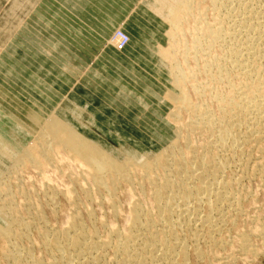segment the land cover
I'll use <instances>...</instances> for the list:
<instances>
[{"label":"bare ground","instance_id":"1","mask_svg":"<svg viewBox=\"0 0 264 264\" xmlns=\"http://www.w3.org/2000/svg\"><path fill=\"white\" fill-rule=\"evenodd\" d=\"M190 1L191 0H177L175 7L173 9H171V12L168 16V19L166 18L170 24V30L167 32V34L169 36V43H170V45H168V50H165L164 48H163V50H160L161 46L160 47L158 46V49H157L158 50V52H157L158 56L160 58H162V60H164V58H165L167 60V63H169V64L173 63L172 67L170 68V71H171V74L173 76V80H174V84H175L174 86L176 88L180 89V91L178 93H174L168 89L165 92H166V95L168 96L169 100H171V102L174 101L175 106H176L174 110H177V113L179 111H182V110L185 111L184 113H187L186 119L189 122L186 124H184L185 122L178 124L179 129H180V131H178V136H182L183 141H187V143H188L187 147H185L184 150L180 149L179 145H178V141H177L179 139L178 138L177 140L173 139L174 141H172V144L170 145V147L158 148L157 151L152 152L151 154L148 153L149 155L148 154L146 155L143 153L138 154V153L134 152L137 155L132 156L125 151L118 150L117 156L119 157V154L123 155V156H120L118 158V159L121 158L120 162H122V166L120 165L121 167L118 168L119 164L115 163V162H118L117 161L118 159L114 160V158H110L109 155L100 154V152L98 150H96V148L99 146H95L96 147L95 148L93 146V144L90 145L93 148H95L94 150H96L94 157H90L88 155H85L86 158L84 157L85 159L90 161L89 164L87 163L88 164L87 168H90V169L89 170H83V171H80L79 173H77V174H80V176H82V177H88V179H86L85 181H87V183L89 184L90 192L93 190L98 191L100 189L99 187H103L104 189H106L109 192V196H111L113 194L112 193L113 190L111 189V186L114 185L113 183L119 179L118 175L122 176L121 179L123 178L125 181L132 184L134 177H132L131 174H132V172L139 170L140 172H142V175L143 174L146 175L147 178L149 179V180H147L146 178L145 179L142 178L143 180H147V181L153 183L154 190L152 189L153 192L151 191L152 192L151 202L149 201L150 197H149V200L147 198V201H149V203H151V204H149V205L144 204L145 205L144 206L142 203L139 202L140 201L139 199H137L138 201H132V202L129 201L131 204L129 205L130 208H129L128 213H127L128 214V217H127L128 223H127L125 229L120 230L116 227L111 228L110 229V236L105 237V238H103V237L99 238L97 235H95V233L93 231L94 229L93 230L87 229L86 226L83 225L82 221L79 219V217L77 215V212H75V211L70 213L67 226L64 229L57 230V231L51 230L45 224V221H43L44 219L42 218V216L38 212L36 214L38 216V220H36V221L39 222V225L36 223L38 225V227H36V228L38 229L37 230L39 233L38 235H40V237L45 239V245H46V248L48 249L49 255H50L48 260L44 264H96L97 262H99L97 255L98 254L100 255L101 253H99V252L100 251L102 252V250H103V252H105V248H107V247H111L113 249V252H114L113 256L114 257L111 259H114L115 261L117 260V261H120V262H123L126 264H139V263H141L142 261H144L143 257L145 256L144 254L146 252L150 253V255L148 254L149 255L148 258H147V256H145L147 258L146 261H151L152 264H176V263L178 264V262L173 263L170 255L175 253L177 249H180V251L183 254H185L186 245H185L184 241L186 239L184 240V237L178 236V234H175L176 230L174 231V229H173V232H172V228H174V222H173L174 217L173 216H175L176 219H177V217H178V219H181V218L183 219L185 217L191 218L193 216L194 220H198V224H199V222H201V224L202 223H209V224H211L210 225L211 228H213L212 223L214 222V220L212 221V219H213L212 217H214L213 216L214 214H220L221 212L223 215V212H224L223 209L224 208L222 207V205L227 204V206H228L229 203L231 202L232 205L234 204V207L236 206L235 203H237V198H236L237 195L236 196L232 195L233 191L231 192V194L229 193L230 192L229 191L230 190L229 189L230 184L228 185V183L226 182L228 180H225V179L219 180L220 179L219 174L221 177V171H222L221 168L222 167H221V165H218L219 161L217 162L218 159H216V158H218L219 156L217 157L216 151L219 149L218 150V153H219L221 148H224V150H225V146H227V145L231 146L230 149L233 146V148H232L233 152L235 151L234 148H239L237 146L235 147V145L237 143L238 144L240 143L239 142L240 140H239L238 134H237V132H238L237 127H239V125H242V123L244 124V122H246V119L248 117H250V116L247 117V115H249L250 112H252L253 110L254 111L256 110L255 111L256 114L253 115L252 117H250L251 122L254 121L256 123H260L261 121L262 122L264 121V115L262 116V114H264V79H262V81H259V83L254 84V85H251V81H247V79H245L244 81H240L241 83L237 82V85H238V83H239V85L236 86V85H234V83H236L235 81H237V78H236V80L234 79L235 77L233 78L234 81L232 80L234 83L230 82L231 79H229V74L231 71H233L232 70L233 68H236V70L239 69V70H243V71H245V69L248 68V70H249L248 72L252 73V77H253V75H255V74H253L254 69L252 71H250L249 67L251 65L249 67H247L249 65V63L247 66L245 65V63L247 64L248 61L247 62L241 61L245 57L247 58V56L244 55L245 57L243 56L242 57L243 59L242 58L238 59V58H240V54H239V50H238L239 48L238 49L234 48L235 47L234 45L236 44V43L234 44V42L238 38H235V40H233L234 38L232 39V37L234 34L232 32H230L229 29L226 28L225 26H222V25L217 26L216 24L213 23L215 25V27H214V25L208 24L209 22L207 23L206 22L207 20H205L206 23H203L202 19H200L201 18L200 17V9L201 8L196 10ZM209 1H210V3L213 4V6L218 8L220 6V4H222L223 2H225L224 4L226 5V2L229 0H220V1L219 0H209ZM236 1H238V0H236ZM241 2H243V1H241ZM252 2H253V0H252ZM198 7H200V6H198ZM222 7L223 6H221V8ZM233 8L228 9V4H227V6H224L223 9H226L227 11L231 9L233 11ZM238 8H240V7H237L236 9H238ZM247 8H245L246 11L247 10L249 11V9H247ZM194 10H195V12H194ZM240 10H242V9H240ZM254 11H255V9H254ZM216 12H217V10H216ZM259 12H261V11H259ZM213 13H215V12L213 11ZM226 13H228V12H226ZM230 13H233V12H230ZM239 13L242 15V13L240 11H239ZM246 13H248V12H246ZM246 13L244 12L243 15L246 16L247 15ZM218 14L216 13L215 14L216 16H214L215 18L213 20L212 19L211 20L215 21L218 18L217 17ZM223 14H225V13H223ZM223 14H222V17L221 16L219 17L221 20H223L222 19L224 16ZM240 14H239V16L237 15L238 16V18H237V16L234 13V17L236 16L237 20L240 19L243 21L242 18H239V17H241ZM251 14H249V16ZM260 14H261V17L259 16ZM260 14L258 13V17H260V18H257V19H255L256 17H252V18H250L251 16L249 17L250 20H253L252 24L249 26H251V27L253 26L252 29L254 27H256L255 30H257L258 32L253 31L254 34L251 33L252 38H249L247 36L248 34H246L248 30L246 31V29H245V32H246L245 35L242 36V38H240L241 40L243 39L242 42L244 44H246V45H242V46H245L244 49H245V51H247L246 54H249V55L256 54L259 56V54L264 50V45H262L264 43V12L260 13ZM225 17H227V16H225ZM247 17L245 18L243 16V18L246 19L243 21V25L241 23H239V24H241V28H240V25L237 24V26H239L240 29H244L242 26H244L246 24L247 19H248ZM187 18H190V20H191V18H193L195 20V23L199 24L198 26H195L196 28L193 26L194 30L188 29L191 31L193 30V32L190 34L191 36L189 37L190 38L189 40H188V37H186L188 34L185 33V32H187V30L185 28H186V26H188V25H186ZM219 18H218V20H220ZM231 18H229V16H228L227 20L230 21ZM218 20H216V21H218ZM228 21H226V22H228ZM234 21H235V18H234ZM242 21H239V22H242ZM195 23L193 21V24H195ZM234 25L235 24H233V26H231V24H230L231 27H234ZM230 26H228V27L231 28ZM249 26H247V27H249ZM193 27H191V28H193ZM236 27H235V29H236ZM230 30L234 32V30H232V29H230ZM234 33H236V32H234ZM241 35H243V33ZM235 37H237V36H235ZM231 39L234 41L233 43H231ZM187 40L190 41L192 44L189 45ZM252 40H253V42H254V40H259L260 41L259 43L261 44V46L259 44H258L259 48L253 47V45L250 46L252 44ZM128 41H129V36H128ZM218 43L220 46H222L221 47L222 49H220V50H219V47H217ZM237 43L239 44V41ZM215 45H217L216 48H218V50L214 49V52L220 51V52L216 53L217 55L219 54L218 57L216 55H214L215 53H212L213 51H210L211 49L213 50V48H215L214 47ZM248 50H250V51H248ZM259 51H261V52L259 53ZM241 53H242V51H241ZM178 54L183 55L181 61L178 60L179 62L176 61ZM243 54H245V53H243ZM214 56H216L217 58L215 59ZM246 58L244 59L245 61L247 60ZM221 60H222V62H220ZM252 64H253V61H252ZM210 65L213 66V68L215 67L214 69H216L215 71H213V73H210L211 70H209V69H208V73H207V68H209ZM239 70H237V71H239ZM202 71L205 72L204 76H206V77H204V78L207 79L211 85L213 84L212 85L213 88L216 85L218 86V84L221 82H227L228 83L226 90H222V91L217 90L218 93L216 91V95L214 94L215 96L212 95L215 91L211 94L212 98H215V102L217 103V104L215 103V106L217 105L218 112L217 111L215 112L214 110H213L214 111L213 112L212 109L210 110L209 108H211V107L208 105L209 103H205V102L203 104L193 103L192 102L193 99L190 98L191 96L189 97V95H187L185 92V91H187L185 89V87H189L191 89L190 92H193V94L195 96H198V95L202 96L204 94V92L206 90L204 82L202 83V82H198L196 80L197 73L202 72ZM242 73H244V72L239 73V75H241ZM235 74H232V76ZM246 74H244V77ZM261 77L263 78L264 76L261 75ZM239 79H242V78H239ZM239 79H238V81H239ZM249 79H251V78H249ZM252 81H253V79H252ZM255 82H257V81H255ZM210 84H209V86H210ZM222 85H225V84L223 83ZM209 86H207V87H209ZM217 86H216V88H217ZM218 87L220 89V86H218ZM216 88H214V90ZM221 88H223V87L221 86ZM245 88L249 89V91H251V90L252 91L249 93L248 92H239V93H241L240 96H237L238 93H236L237 97L234 94L235 92L233 93V89H236L238 91V89L242 90ZM236 90H234V91H236ZM246 91H248V90H246ZM211 95H210V98H211ZM210 100L211 99H209V101ZM212 101H213V99H212ZM68 110H69V108H68ZM177 113L175 111L171 114V117L175 118V122L181 121L180 116H177ZM260 113H262V114H260ZM179 114L180 113H178V115ZM174 118H172V119H174ZM181 122H183V121H181ZM35 123H37L35 130L37 131L38 134L34 138H31L29 140V142H27V144L25 146H23V148L20 150V152L16 153L12 149H10L8 147V145H4L2 143L0 144V150H2V152L8 156L9 162H10V160H12V161L16 162L17 165H21V166L25 165V164H30L32 167V170L33 169L34 170H37V169L41 170L44 163H50V162L55 161V160L56 161L60 160L59 156L60 157H62V156L58 154L59 151L62 150V152L65 153V156H66L67 155L66 153H69L67 150H70V151L74 150L75 147L73 148V146L77 147L78 141H80V139L83 140V138H84V137L82 138V136H84V134L81 133L72 122H69V121L63 119L54 111H51L50 113L46 114V117H44V119L41 120L40 122H35ZM252 124H250V125H252ZM245 125H246V123H245ZM248 125H249V123H248ZM253 125L250 126V128L253 127ZM183 126L185 127L184 131H182V129H181V127H183ZM261 126H260V128H262ZM195 128L197 130H198V128L199 129L205 128V129L209 130L211 133V137H212L210 139L208 138V140L204 141L202 144L199 143L198 144L199 147H195V148H199L198 150L197 149L194 150L190 147V145L192 146V144L193 145L195 144L193 142L194 141L193 138L194 137L196 138V136L193 134ZM245 128H247V127H245ZM255 128H259V126L257 125V127H254V130L251 128L250 129L251 131L249 133H251L250 135H252L253 132H254V134L257 133L256 135H258V136H256V137H259L260 134H258V130ZM71 132L76 133V135L78 137L75 136L74 133H73L74 134V136H73ZM98 132H100V131H98ZM202 133L204 134L205 132H201L200 134H202ZM260 133H262V130ZM192 134L194 137L192 136ZM207 134L208 133L206 131L204 136H206ZM240 134H242V133H240ZM71 135L75 139L77 137L78 140L74 139L75 141H73V138L71 137ZM246 136H244V137H246ZM191 137L193 140H191ZM208 137H210V135ZM263 137L264 136H262V134H261L262 140H263ZM85 138L87 139L86 136H85ZM91 140L89 139L90 144H91ZM71 141H73V143H75L77 141L76 145L71 143ZM84 141L82 144H85ZM89 141L87 140V142H89ZM253 141L256 142L255 140H253ZM80 142H82V141H80ZM248 144H250V143H248ZM58 146L62 147V148H60L61 150L58 149L59 148ZM257 146L259 147L260 145L257 144ZM33 147H37L40 150L37 149L38 151H34V150H36V148L33 149ZM79 147H80V144H79ZM176 148H177V151L174 150ZM226 149H228V148H226ZM221 151H223V149ZM73 152H75V151H73ZM97 152H99V153H97ZM220 153H222V152H220ZM69 155L70 154H68V156ZM73 155H70L69 158L70 159H76ZM76 155H78V154H76ZM65 156H63V160H64ZM68 156H67V158H68ZM219 160H220V158H219ZM60 161H62V159ZM222 163L223 162H220V164H222ZM71 164H72V162H71ZM84 164H85V162H84ZM68 165H70V163ZM171 166H173L175 168L174 171H178L177 174L179 173V176L181 175L180 181H182V182H178L176 180L173 181L171 179L172 177H170V178L168 177V173L170 172V174H171L172 168H171V170L169 169V167H171ZM158 168H161L164 172V174H162L160 177L156 176L157 174L155 172V170L156 169L158 170ZM44 169H45V167L43 168V171H44ZM259 169H260V167H259ZM137 174H139V173H137ZM179 176H178V178H179ZM183 177H184V179H183ZM49 179H48V181H49ZM121 179H120V181H121ZM181 179H183V180H181ZM187 180H190V181L188 182ZM234 180H235V178H234ZM229 182H232V181L230 180ZM44 184H46V182H44ZM2 185H4V184L1 181L0 182V197L2 195H3L2 197L7 196V193H8L5 190V189H7V188H5L6 186L3 188V187H1ZM85 187H87V186H85ZM115 187L116 186H114V188ZM134 188L135 187H133V189ZM81 190H82V188H81ZM150 190H151V188H150ZM23 191H22V194L24 195ZM99 191H98V193H100L102 190L100 192ZM66 192L69 193L68 194L69 198L71 197V200L74 202L75 200H74V197L72 195V190L68 189ZM108 192H107V194H108ZM103 194L104 193H102V195ZM143 194H145V193H143ZM90 197L91 198L95 197V200H96L97 195L94 196L92 194ZM105 197L106 196H104V199H107L108 196L106 198ZM67 199H68V196H67ZM130 199H132V198H130ZM231 199H232V201H230ZM52 200L53 199H51L50 203H53ZM107 201H109V200L107 199ZM142 202L146 203L145 198H144V201L142 200ZM111 203H112V201H111ZM191 203H192V206L190 208L189 204H191ZM201 203H207V207L209 209V211L206 213V215H205L206 217L204 219H203L204 216L202 218L199 217L198 216L199 214L197 212V208H199L197 206H199V204H201ZM11 204H12V202L10 199L7 198V200H6L5 198H0V230H1V237L4 240V247L2 250L3 257L5 258L6 261L7 260H13L15 262V261L20 260L19 258H20L21 252H19V250H20L19 239L22 236L26 235V233L30 230L29 228L33 224L34 220L32 219L33 221L29 222V220L27 221L25 219L26 220L25 221V220L20 219V217H18L16 214V208L12 207ZM31 206H33L32 202H31ZM117 207L118 206L115 205L114 214L118 212ZM235 208L233 210L238 209V207L236 209ZM34 212H36V210ZM224 215H223V217H224ZM143 216L145 218V221L143 220V218H141ZM218 218L220 219V217H218ZM187 219H189V218H187ZM220 220L222 221L223 219H220ZM176 222L178 223L179 221H176ZM186 222L190 223L189 220ZM195 222H197V221H195ZM214 223H216V222H214ZM178 224L181 225L180 223H178ZM183 225H181V226H183ZM262 225H257V227L258 226H260V227H258V228L255 227L256 229L255 230L253 229V231H252V233H254V231L257 230L256 232L258 233V235L260 234V238H261V235H262V237H264V227ZM176 226L180 227L177 224H176ZM158 227H160L161 230L163 229L162 232L170 233L171 234L170 237L160 236L161 238H157L155 236V234L152 232V229L153 228L155 229ZM261 227H263V228H261ZM188 228H191V227L188 226ZM188 228H186V230ZM187 231L189 232V230H187ZM208 232H210V229L208 230ZM256 232L254 234H257ZM156 233H157V231H156ZM180 233L182 235L183 231H181ZM192 233H193V231H192ZM241 233H242V235H240L241 236L240 240H238V242L240 241V246H241L240 248L243 251L245 250V252L251 251L252 245L250 246V243H249L250 242L249 236H248L249 233H246L247 235L244 234L243 232H241ZM210 234H211V232H210ZM238 234H240V233H238ZM107 235H105V236H107ZM188 235H189V233H188ZM193 236H195V237L193 238L191 236L190 238H193L195 240L196 235H194V233H193ZM211 237L213 239L212 234H211ZM214 241H216V240H214ZM158 248L159 249L161 248L160 252L157 253V255H156V253L154 255L153 251L158 249ZM209 248H210V246H209ZM103 252H102V254H103ZM156 252H158V250H156ZM259 252H260V250H259ZM95 253H98V254L96 255ZM168 253H169V255L166 257L165 255H167ZM200 253L201 252H199L198 250L196 251V255H200ZM252 253L253 252L251 251V255H252ZM102 254H101V256H102ZM257 254H259V253H257ZM26 255H27V257L29 256L28 254H26ZM175 256H177V255H175ZM252 256H254V254ZM100 258H103V256ZM115 258H117V259H115ZM162 258H163V260L166 259V261H163ZM167 258H168V260H167ZM172 258L175 261L174 257H172ZM182 260L184 261V259H182ZM25 261H26L25 264H41V261H39L37 258H34V257L27 258V260H25ZM111 261H113V260H111ZM146 263L144 262V264H146ZM22 264H23V262H22ZM181 264H184V263L182 262Z\"/></svg>","mask_w":264,"mask_h":264},{"label":"rangeland","instance_id":"2","mask_svg":"<svg viewBox=\"0 0 264 264\" xmlns=\"http://www.w3.org/2000/svg\"><path fill=\"white\" fill-rule=\"evenodd\" d=\"M230 1L231 0L227 1L226 5L224 4L225 2L220 4V6H219L220 8L219 7L216 8L215 6H213V4L210 3L209 0H191L190 2L193 4V7L196 10L201 8L200 9V17L201 18L200 17L199 18L202 19L203 23L209 22L208 24H210V25L216 24L217 26H219V25L225 26L226 28L229 29L230 32H232L234 34L232 37V39L234 38L233 40H235V38H238L235 40V42L231 39V43H233V42H234V44L236 43L235 45L233 44L235 46V47L234 46L233 47L235 49L239 48L238 50H239L240 58H238V59H241L244 55L247 56V58L244 56L247 59L246 61L244 60L245 58L244 59L242 58L244 61L243 60H241V61L242 62L248 61L247 64L245 63V65L247 66L249 63V65L247 67H249L251 65L249 67L250 71H252L254 69L253 74H255L257 76L256 77L255 75H253V77H252V73L250 72L251 73L250 74L248 72L249 70L247 67H246L247 69H245L246 72L243 70H239V69H237V70H239V71H237L236 68H233L232 69L233 71H231L229 74V79H231L230 82L234 83L233 82L234 79L236 80V78H237V81H235L236 83H234V85L238 86L239 83L237 85V82L244 81L245 79H247V81H251V85H254V84L259 83V81H262V79H264V77L263 78L261 77V75L264 76V50L262 52L259 51V53L261 52L263 54L262 55L260 53L259 56L256 54H253V55L246 54L247 51H245V49H244L245 46H242V45H246V44H244L242 42L243 39L241 40L240 38H242V36L245 35V33H246L245 29H246V31L248 30L246 34H248L247 36L249 38H252V34H254L253 31L258 32L257 30H255L256 27H254L253 28L254 30H253L252 29L253 26L252 27L249 26L253 22V20H250V18L256 17L255 19H257V18L261 17L260 13L264 12V0H253V2H252V0H250L251 2L249 0H238V1L232 0L231 2ZM241 1H243V2H241ZM149 2H150L151 10L153 12L148 11V13L150 14L149 17L145 16V18L138 20L139 21L138 23L140 25L139 24H137V25L141 28V31H140V34L136 31L137 35L135 36V41H136V39H138V42L149 41L150 43H154L157 40L158 42H160L158 45L159 47L161 46L160 50H163V48L165 50H168V45H170V43H169V36H168L167 32L170 30V24H169V21L167 19H168L170 12H171V9H173L175 7L177 0H149ZM227 4H228V9L229 8L232 9L234 7L233 11L231 9L228 11L226 9H223L224 6H227ZM198 6H200V7H198ZM221 6H223V7L221 8ZM237 7H240V8L236 9ZM245 8L249 9V11L248 10L246 11ZM219 9L220 10L222 9L223 11L221 10L222 11L221 12ZM240 9H242V10H240ZM254 9H255V11H254ZM216 10H217V12H216ZM213 11L215 13H213ZM239 11L242 13V15L244 12L245 13L248 12V13H246L247 14L246 16L243 15L245 18L248 16L247 22L245 24L246 26L245 25L242 26L244 29H240V28H241V24L243 25V21L246 19L243 18V16L239 13ZM259 11H261V12H259ZM194 12H195V10H194ZM226 12H228V13H226ZM230 12H233V13H230ZM257 12L260 14L259 15L260 17H258ZM154 13H157L161 17H159V18L154 17L152 15ZM216 13L220 14V15L218 14V16H217L218 18L220 16L222 17L223 13H225L226 15L223 14L224 15L222 18L223 20H221L220 18H219L220 20H218V18L216 17L217 18L216 20H218V21H216V20L212 21L215 18L214 16H216L215 15ZM234 13L236 16L237 15L239 16V14H240L241 17H239V18H242L243 21L240 19L237 20L238 16H237V18H236V16L234 17ZM249 14H251L250 15L251 17L249 16ZM225 16H227V17H225ZM228 16H229V18L234 17L235 21H234V18L233 19L231 18V20L229 19L230 21H228L227 20ZM189 20H190V18H187L186 25H188V26H186V28H185L187 30V32H185V33L188 34L186 36V37H188V40L190 39L189 37L191 36L190 34L193 32L194 27L199 25V24L195 23V20L193 18H191L190 21ZM192 20L194 21L195 24H193ZM205 20H207V21L205 22ZM226 21H228V22H226ZM239 21H242V22H239ZM239 23H241V24H239ZM230 24H231V26H233V24H235V25H234V27H231ZM237 24L240 25V28H239V26H237ZM228 26H230L231 28H229ZM247 26H249V27H247ZM191 27H193V28H191ZM214 27H215V25H214ZM235 27H236V29H235ZM115 28H120L127 33V31L125 29H123L122 24L114 26L113 29L115 30ZM144 28H146V30L143 33ZM188 29H193V30L191 31ZM230 29L234 30V32H236V33L231 31ZM114 30H113V32H114ZM113 32H112V34H113ZM242 33H243V35H241ZM112 34H111V36H112ZM127 35H128V33H127ZM111 36L106 38V42L103 41L101 43H103V44L108 43V44H111L113 46V44L111 42ZM235 36H237V37H235ZM188 40H187V42L189 43V45L192 44ZM238 41H239V44L237 43ZM67 42L70 43V40H68ZM259 42H260L259 40H254V42L252 40V44L250 46L253 45V47L259 48V45L261 46V44ZM68 43H64V46H69L70 44H68ZM217 45L214 46L215 48L212 47L213 50L211 49L210 51H213L212 53H215L214 55H216L218 57L219 54L217 55L216 53H218L220 51L214 52V49L218 50V48H216V46H217V47H219V50H220V49H222L221 48L222 46H220L219 43ZM262 45H264V43ZM241 51H242V53H241ZM248 51H250V50H248ZM154 52L155 51L146 50V51H142V52H136L135 51L132 53L138 54L139 59L145 60L144 61L145 64L149 65V66L145 65L147 68H149V69L153 68L154 69L152 62L157 63V61H158L156 56H154ZM156 52H158V50H156ZM243 53H245V54H243ZM86 56H88V55H86ZM89 56L92 57V55H89ZM157 56H158V53H157ZM182 56H183L182 54H178L176 61H178V60L181 61ZM216 56H214L215 59L217 58ZM158 58H160V57L158 56ZM160 61H161V63L158 66L160 67L159 72L161 73V78H160L159 83L156 82V85L157 84L160 85L161 89H163V92L165 94V95L163 94L164 96H163V100H162V107H160L159 111L161 114H164V118H163L164 119V132L166 134V139H167L166 144H164V146L161 148L170 147V145L172 144V141L177 140L179 138L177 140L179 148L184 150L185 147H187L188 143H187V141H183L182 136H178V131H180L178 124L179 123L181 124L184 122H185L184 124H186L189 122L186 119L187 113H184L185 111L182 110V111L178 112V113H180L178 115L177 110H174L176 107L174 101L171 102V100H169V98L165 92L168 89L174 93H178L180 91V89H178L174 86L175 84H174L173 76H172L171 71H170V68L172 67L173 63H171V64L167 63V60L165 58H164V60H162V58H160ZM252 61H253V64L255 63L254 65L252 64ZM220 62H222V60ZM214 68H213V66L210 65L209 68H207V73H208V69L211 70L210 73H213V71L216 70ZM240 71L244 72L241 74L243 77L241 75H239V73H241ZM204 73L205 72L202 71V72H198L196 75V80L198 82H202V83L204 82V85L206 88V90L204 89L205 90L204 94L202 96L201 95L195 96L193 94V92H190L191 89L189 87H185V89L188 91V92L187 91H185V92L187 95H189V97L191 96L190 98L193 99V101H192L193 103H195V104H199V103L203 104L204 102L209 103L208 105L211 107L209 109L210 110L212 109V111L214 110L215 112L216 111L218 112L217 105L215 106V103H216L215 98H212V95L215 96L217 90H219V91L226 90L228 83L227 82L219 83L220 85L218 84V86H220V89L217 85H216L217 88L214 85L215 86L214 88H216L214 90V88L212 86L213 84L211 85L208 82V80L204 78V77H206V76H204ZM232 74H235V75L232 76ZM244 74H246L245 77H244ZM239 78H242V79H239ZM249 78H251V79H249ZM238 79H239V81H238ZM252 79H253V81H252ZM255 81H257V82H255ZM223 83L225 85H222ZM145 84L147 87H149L148 84H151V79L149 76L146 77V83ZM209 84H210V86H209ZM207 86H209V87H207ZM221 86L223 88H221ZM245 89H242V90L238 89V91L236 89H233V93L235 92L234 93L235 96H236V93H238L237 96H240L241 93H239V92H248L249 93L252 91V90L249 91V89H246V90H248V91H246ZM234 90H236V91H234ZM157 91H158V89H157ZM217 93H218V91H217ZM209 94L210 95L212 94L211 98H210ZM209 99H211V100L209 101ZM212 99H213V101H212ZM175 111L177 113V116H180V120L183 122H181V121L175 122V118L171 117V114ZM255 111L253 110L252 112H250V114L247 115V117L248 116L252 117L253 115H255L256 114ZM260 114H262V113H260ZM263 115L264 114H262V116ZM250 117L247 118L248 120L246 119V122H244V124L242 123V125H239L240 128L237 127V131H238L237 134H238V138L240 140L239 144L241 146L237 143L235 145V147L237 146L239 148H234V150H235L234 152L232 149L233 146H232V148H231L232 150H231L230 145L225 146V150H224V148H221V150L223 149V151L220 150V152H222V153L219 152L220 154L218 153L219 149L216 151L217 157L219 156L218 158H216V159H218L217 162L219 161L218 165H221V167H222L221 168V170H222L221 171V177L219 174V178H220L219 180H221V179L228 180L226 182L228 183V185L230 184L229 185V189H230L229 193L231 194V192L233 191L232 195L238 196V197L236 196L237 203H235V205H236L235 207L236 208L238 207V209L233 210L235 207H234V204L233 205L231 204V202L229 203L228 206H227V204L222 205V207L224 208V209L223 208L222 209L225 212V213L223 212V215L224 214L225 215L223 217L222 212L220 213L221 215L220 214H214L213 215L214 217H212L213 218L212 221L214 220V222H216V223H214V222L212 223L213 228H211V226H210L211 224H209V223H202L201 224V222H199V224H198V220H194L192 215H191L192 216L191 218L185 217L183 219L182 218L178 219V217H177L178 220L176 219L175 216H173L174 217L173 218L174 228H172V232L174 229V231L176 230L175 231L176 233L174 232L175 234H178V236L184 237V240L186 239L184 241L185 245H186L185 254H183L180 251V249H177L175 252L176 254L173 253L172 254L173 256L170 255L173 263L178 262V264L179 263L181 264L183 262L184 264H264V245H263L264 244V237H262V235H261V238H260V234L258 235V233L256 232L257 230L254 231V233L256 232L257 234L252 233L253 229L255 230L256 228L260 227V226L257 227V225L263 224L262 226L264 227V167H263L264 166V137H263V140L261 138V134H262V136H264V127H263L264 121L263 122L261 121L260 123H256L253 121L255 123L254 124L253 122H251ZM172 118H174V119H172ZM43 119L44 118H41V120H43ZM245 123H246V125H245ZM248 123H249V125H248ZM250 124L253 125V127H251L253 130H254V127H257V125L259 126V128L262 125L261 126L262 128H260L262 130V133H260L261 130L259 128H255L258 130V134H260V136H259L260 138L256 137L258 135H256L257 133L254 134V132L252 133V135H250L251 134V133H249L251 131L250 126H252ZM245 127H247L248 129ZM181 129H182V131H184L185 127L183 126V127H181ZM195 129H194L193 134L196 136V138L192 134V136L194 137L193 142L195 144L194 145L192 144V146L190 145V147L194 150H196V149L198 150L199 148H195V147H199V145H198L199 143L202 144L204 141L208 140V138L210 139L212 137H211L210 131L205 129V128L204 129L198 128V130L196 129L198 132ZM35 131H34L31 138H34L38 134L37 131L36 132ZM206 131L210 135V137H208L209 136L208 134L206 136H204ZM201 132H205V133L204 134L202 133L203 134L202 135V134H200ZM71 133L73 136H74V134H75V136H77L76 133H74V132H71ZM240 133H242V134H240ZM72 135H71V137L73 138ZM244 136H246V137H244ZM77 137H76V139L73 138V141L78 140ZM86 137H87V139L85 138V135L82 136L83 140L80 139V141H82V142L78 141L77 147L73 146V148L75 147L74 150H71V151L67 150L69 153H66L67 154L66 156H65V153H63L62 150L60 149L62 147L58 146L59 147L58 149L61 150L58 152V154L62 156V157L59 156V158H60V160L62 159V161H60V160L56 161L55 160V161H52L50 163H44L41 170L40 169L39 170L33 169L34 170L33 171L30 164H25V165L21 166V165H17L16 162L10 160L8 167L0 175V180L4 184L1 187L4 188L6 186L5 188H7V189H5V190L8 193H7V196L2 197L3 196L2 195L0 198H5L6 200L8 198L11 200V202H12L11 206L16 208V214L18 217H20V219H22V220L26 219L27 221L29 220V222H32L34 220V222H33V224L31 223L32 225L29 228L30 230L28 229L29 231L26 233V235L22 236L19 239V243H20L19 244L20 245L19 246V248H20L19 252H21L20 258H19L20 260L15 261V262L13 260H7L6 261L5 258L3 257L2 250L4 247V240L1 237V230H0V264H22V262H23V264H25V262H26L25 260H27V258H32V257L37 258L39 261H41V264L46 263V261L48 260L50 255H49V251L45 245V239H43L42 237H40V235H38L39 234L37 231L38 229L36 228L39 225V222L36 221V220H38V216L36 215L38 212L40 213V215L44 219V220L43 219L42 220L45 221V224L51 230L57 231V230H62L67 226L70 213L75 211V212H77L79 219L82 221L83 225H85L87 229H89V230L94 229L93 231H94L95 235H97L99 238L100 237L105 238V237L110 236V229L111 228L116 227L120 230L125 229V227L128 223V219H127L128 214L127 213H128L129 208H130V206H129L131 204L130 202L138 201L137 199H139L140 200L139 202L142 203L143 205L144 204L145 205L151 204V203H149V201L151 202V200H152V192L154 190L153 183L147 181V180H149L147 178V176L144 174L142 175V172H140L139 170L132 172L131 176L134 177L132 184L128 183L123 178L121 179L122 176L118 175L119 179L113 183L114 185L111 186V189L113 190V192H112L113 194L111 196H109V192L106 189H104L103 187H99L100 188L99 190L100 191L102 190L101 192L98 190L100 193H98V191H95V190H93L94 192L93 191L90 192L89 184L87 183V181H85L86 179H88V177H82V176H80V174H77L80 171L90 169V168H87L90 161L85 159L86 158L85 155H88L90 157H94L96 150H98L100 152V154L109 155V157L114 158V160H117L120 156H123V155L119 154V157H118L117 151H113L111 149H106V148L102 147L97 141L92 139L91 137H88V136H86ZM89 139L90 140L92 139L91 144H90ZM193 139L191 137V140H193ZM252 139L255 140L256 142H254ZM87 140L89 142H87ZM73 141H71V143H73ZM83 141L85 144H82ZM76 142L73 144L76 145ZM248 143H250V144H248ZM79 144H80V147H79ZM92 144L94 147L99 146V147H97L98 149L95 147L96 150H94L95 148L90 146ZM257 144H259L260 146L258 147ZM35 148H36V150H34V151L40 150L37 147H33V149H35ZM226 148H228V149H226ZM174 150L177 151V148ZM73 151H75V152H73ZM99 152H97V153H99ZM127 153H129L132 156L137 155V154L131 153V152H127ZM68 154H70V155L74 154L73 156L76 159H70L69 158L70 155L68 156ZM76 154H78V155H76ZM138 154H142V153H138ZM63 156H65L64 160H63ZM67 156L69 159L67 158ZM219 158H220V160H219ZM120 159L117 160L118 162H115L116 164H119L118 168L122 166V162H120ZM71 162H72V164H71ZM84 162H85V164H84ZM220 162H223V163L220 164ZM69 163H70V165H68ZM44 167H45V169L43 171ZM259 167H260V169H259ZM171 168H172V170H171ZM169 169L171 170L172 175L169 172L168 177L169 178L172 177L171 179L173 181L176 180L178 182H182V181H180L181 175L179 176V173L177 174L178 171H174L175 168L173 166L169 167ZM155 172L157 174L156 176H158V177H160L162 174H164V172L161 168H158V170L156 169ZM137 173H139V174H137ZM178 176H179V178H178ZM47 178L48 179L50 178L49 181ZM142 178L143 179L146 178L147 180H143ZM234 178H235V180H234ZM120 179H121V181H120ZM183 179H184V177H183ZM183 179H181V180H183ZM230 180L232 182H229ZM187 181L189 182L190 180H187ZM44 182H46V184H44ZM85 186H87V187H85ZM114 186H116V187L114 188ZM80 187L82 188V190ZM133 187H135L134 188L135 190L133 189ZM150 188H151V190H150ZM68 189L72 190V195H73L74 200H75L74 202L71 200V197L69 198V195H68L69 193L66 192ZM22 191L24 192V195L22 194ZM106 191L108 192V194ZM102 193H104L105 195L104 194L102 195ZM143 193H145V194H143ZM92 194L94 196L97 195V197H96L97 201L95 200V197H93V198L90 197ZM67 196H68V199H67ZM104 196H106V197L108 196L107 199L109 201H107V199H104ZM149 197H150V200H149ZM130 198H132V199H130ZM144 198H145L146 203L142 202V200L144 201ZM147 198L149 201H147ZM51 199H53L52 200L53 203H50ZM111 201L113 204L111 203ZM230 201H232V199ZM31 202H32V205L34 207L31 206ZM115 205L118 206L117 207L118 212L114 214ZM189 205L191 208L192 203ZM197 207H199V208H197V212L199 214L198 216L201 218L204 216L203 217V219H204L206 217L205 216L206 213L209 211V209L207 207V203H201ZM35 210H36V212H34ZM218 217H220V219H223V220L221 221ZM141 218H143V220L145 221L144 216ZM187 218H189V219H187ZM188 220L190 221V223L186 222ZM176 221H179L178 223H180L181 225L184 224L186 227L184 225L183 226L179 225ZM195 221H197V222H195ZM34 223L35 224L37 223L38 225L37 224L35 225ZM176 224L178 226H180L183 230L180 227H177ZM188 226H190L191 228H188ZM263 227H261V228H263ZM186 228H188L187 230H189V232L186 230ZM153 229H152V232L155 234V236L157 238H161L160 236L170 237V235H171L170 233L162 232L163 229L161 230L160 227L155 228L154 229L155 231ZM209 229H210L211 234L213 235V239L211 237L210 232H208ZM156 231H157V233H156ZM179 231L180 232L183 231L184 234L182 233V235H181V233ZM192 231H193L194 235H196L195 240L193 239L195 236H193ZM241 232H243L244 234L249 233V235H248L249 240H250L249 243H250V246L252 245L251 251L253 252L252 255L254 254V256L251 255V251H248L249 253L246 251L247 252L246 253L245 250L243 251L240 248L241 247L240 241L238 242V240H240V237H241L240 235H242ZM188 233H189V235H188ZM238 233H240V234H238ZM105 235H107V236H105ZM191 236L193 238H190ZM214 240H216V241H214ZM209 246H210V248H209ZM212 248L213 249L215 248V249L213 250ZM156 250H158V252H156ZM156 250L153 251L154 255H155V253L157 255V253L160 252L161 248L160 249L158 248ZM197 250L199 252H201L200 255H196ZM259 250H260V252H259ZM102 252H103V250H102ZM102 252L100 251L99 253L102 254ZM105 252H103V254H102L103 258H100V257H102L101 254L99 255L98 253H95L96 255L98 254L97 256H98V260H99V262H97L96 264H119V263L120 264L121 263L126 264V263H123V262H120L117 260L115 261L114 259H111L114 257L113 256L114 252H113V249L111 247L105 248ZM257 253H259V254H257ZM26 254H28L29 256L27 257ZM148 254L150 255V253L146 252L144 255L147 256V258H148V256H149ZM168 255H169V253L165 256L167 257ZM175 255H177V256H175ZM145 256L143 257V260H144V261H142L143 263L141 262L139 264H144V262L145 263L147 262L146 264H152L151 261H146L147 258ZM172 257H174L175 261L173 260ZM115 259H117V258H115ZM182 259H184V261ZM111 260H113L114 262ZM162 260H163V258H162ZM167 260H168V258H167ZM163 261H166V259Z\"/></svg>","mask_w":264,"mask_h":264},{"label":"crops","instance_id":"3","mask_svg":"<svg viewBox=\"0 0 264 264\" xmlns=\"http://www.w3.org/2000/svg\"><path fill=\"white\" fill-rule=\"evenodd\" d=\"M148 11L149 0H0V144L20 152L54 111L106 149L163 147L160 42L135 41ZM119 24L126 45L101 43ZM146 50L155 51L154 69L132 53ZM8 165L0 150V175Z\"/></svg>","mask_w":264,"mask_h":264},{"label":"built area","instance_id":"4","mask_svg":"<svg viewBox=\"0 0 264 264\" xmlns=\"http://www.w3.org/2000/svg\"><path fill=\"white\" fill-rule=\"evenodd\" d=\"M127 41H128L127 33L120 28H115L111 36V42L114 48L118 50L122 49L126 45Z\"/></svg>","mask_w":264,"mask_h":264}]
</instances>
